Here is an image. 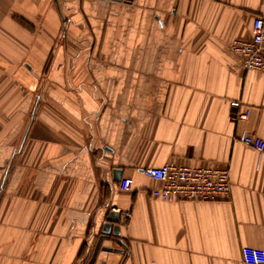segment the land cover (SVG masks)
Wrapping results in <instances>:
<instances>
[{
  "label": "crops",
  "instance_id": "0c3cea01",
  "mask_svg": "<svg viewBox=\"0 0 264 264\" xmlns=\"http://www.w3.org/2000/svg\"><path fill=\"white\" fill-rule=\"evenodd\" d=\"M255 16L264 0H0V264H87L106 210L126 251L92 264L264 254V156L240 141L264 140V73L228 47ZM165 163L226 168L230 194L155 198L142 170Z\"/></svg>",
  "mask_w": 264,
  "mask_h": 264
},
{
  "label": "built area",
  "instance_id": "2783aa9c",
  "mask_svg": "<svg viewBox=\"0 0 264 264\" xmlns=\"http://www.w3.org/2000/svg\"><path fill=\"white\" fill-rule=\"evenodd\" d=\"M229 49L239 57L244 70H257L264 73V16H255L251 23V36L248 40L234 39ZM238 102L231 103L236 107ZM247 110L232 115V119L246 118ZM243 145L252 148L259 156H264V140L250 134L240 138ZM142 174L156 181L159 185L150 191L151 196L159 199L180 201H212L230 194V179L226 168L190 167L165 163L161 166L144 168ZM132 181L123 178L118 184L120 191L130 190ZM127 220L130 215L123 212ZM245 264H264L261 250L242 248Z\"/></svg>",
  "mask_w": 264,
  "mask_h": 264
},
{
  "label": "water",
  "instance_id": "95a60500",
  "mask_svg": "<svg viewBox=\"0 0 264 264\" xmlns=\"http://www.w3.org/2000/svg\"><path fill=\"white\" fill-rule=\"evenodd\" d=\"M103 216H104V223L101 225L100 234L97 237L91 257L88 260L87 264L93 263L95 256L99 250L113 252V253H123L124 250L126 251L122 241L119 239L120 214L106 210ZM104 240L116 242L117 244L120 245L121 249L101 246V243Z\"/></svg>",
  "mask_w": 264,
  "mask_h": 264
}]
</instances>
